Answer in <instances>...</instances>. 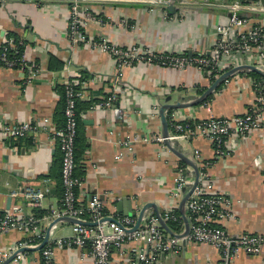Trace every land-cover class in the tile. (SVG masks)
<instances>
[{
  "label": "crops",
  "instance_id": "crops-1",
  "mask_svg": "<svg viewBox=\"0 0 264 264\" xmlns=\"http://www.w3.org/2000/svg\"><path fill=\"white\" fill-rule=\"evenodd\" d=\"M154 1L88 0L87 9L104 22L109 21L101 25L88 23L83 26L84 34L88 39L102 38L120 47L138 46L159 54L197 57L210 54L215 28L227 25V6L232 3L244 6L242 15L254 25L264 27V4L250 0H169L172 11L167 10L170 5L164 10L153 5ZM68 6L69 0H0V45L9 34L16 35L23 46L24 60L39 73L37 78L27 81L24 70L0 68V127L30 122L40 128L23 139L0 142V211L8 210L14 202L9 196L11 191L22 192L26 187L47 192L41 209H32L27 201L20 200L25 215L48 213L59 206L61 155L53 140L54 131L62 124L59 87L82 81L88 83L79 101L90 107L78 116V203L86 205L98 196L107 215L117 213L116 205L122 200L125 211L138 213L146 204H154L161 216L172 207L178 211L179 204L170 192L183 162L154 140L162 131L158 112L162 104L175 103L180 97H199L212 83L208 73L195 68L178 71L134 63L124 70L122 95L116 106L105 108L101 103L113 88L114 64L107 54L70 46L65 33ZM248 7L255 11L247 10ZM50 59L51 68L54 62L60 68L50 70ZM233 59L239 63L238 56ZM252 82L258 81L248 72L235 73L199 106L167 111V122L172 118L193 125L199 120L240 114L255 102ZM258 83L264 86V78ZM117 108L123 110V117L118 115ZM127 136L136 138L134 152L116 160L119 144ZM178 149L196 164L194 156L201 154L206 181L217 192L239 201L234 203L228 218L215 223L216 227L232 237L257 234L264 238V129L231 139L226 154L218 158L212 146L202 139L178 142ZM190 180H194L192 170ZM149 213L155 215L152 209L146 211ZM48 225L47 220L40 221L45 231ZM71 225L58 223L49 240L68 239ZM183 230L182 222L179 232L171 231L179 234ZM13 246L28 250L12 264H41L40 252L31 250L34 247L27 245L24 234L13 231L0 235V256L8 258ZM132 248L143 245L131 243L123 253L112 249L110 264H131ZM53 260L54 264H94L91 258H82L79 250L69 246L56 250ZM219 263L220 256L213 247L190 242H181L177 254L159 258V264ZM229 264H264V246L259 256L239 253Z\"/></svg>",
  "mask_w": 264,
  "mask_h": 264
},
{
  "label": "built area",
  "instance_id": "built-area-1",
  "mask_svg": "<svg viewBox=\"0 0 264 264\" xmlns=\"http://www.w3.org/2000/svg\"><path fill=\"white\" fill-rule=\"evenodd\" d=\"M87 2L88 0H69L65 33L72 48L84 46L107 54L112 59L115 75L112 79L113 88L111 87V91L101 103V106L105 108L116 106L122 95L121 80L124 70L134 63L153 64L178 71L195 68L208 73L209 78L213 77L211 82L228 70L241 65H252L264 71V27L254 25L244 17L242 10L245 7L239 3L227 6L229 12L227 25L215 28V39L210 54L189 57L184 53L159 54L138 46L120 47L102 38L99 40L88 39L84 34L83 26L90 22L101 25L108 23L109 20L104 22L95 17L87 9ZM153 5L161 6L165 10L170 5V1L155 0ZM247 10L255 11L253 7H248ZM8 49H14L11 41L0 45V68L24 70L27 81L38 77V69L33 64L26 62L23 55L16 59L7 58ZM234 56L239 57L238 64L234 61ZM87 83L85 81L67 82L63 85L64 122L62 128L53 133V140L61 155L60 180L63 193L59 206L50 209L42 218L25 215L20 200L27 201L32 209H41L47 190L26 187L22 192L11 191L9 196L14 202L11 203L8 210L0 211V235L13 231L22 233L27 237V245L35 248L40 245L45 236V229L40 226L42 220H47L50 224L55 219L69 217L82 222L96 223L93 227L75 223L71 225V236L68 239L55 241L48 239L39 251L41 264H54V252L65 246L76 248L81 252L82 258L89 257L94 264H110L112 249L123 253L124 250L127 251L129 244L135 242L141 243L143 248L129 249L131 264H159L162 254H177L179 252V246L183 239L193 244H205L213 247L220 256L219 264H228L239 253L249 256L261 254L264 238L260 235L241 234L232 237L226 231L216 227L215 223L228 218L234 203H239V201L217 192L213 185L206 181L205 166L201 162L203 160L201 154L194 156L195 161L198 162L199 177L197 185L184 204L189 232L183 238L167 234L160 227L156 216L151 213L146 214L136 228V217H127L118 213L107 215L104 202L98 196L92 197L86 205H80L76 190L81 186V181L74 175L76 168L74 141L78 127L76 106L83 96L84 86ZM252 87L255 102L248 106L244 112L234 116L199 120L193 125L181 124L171 118L168 122V139L176 142L202 139L212 146L215 158L223 156L226 154L228 142L231 139L241 138L251 132L264 129V86L252 82ZM116 111L119 116L123 117L121 108H117ZM39 129L37 125L30 122L4 125L0 127V142L23 139ZM154 140L163 144L161 136H157ZM135 142L136 138L129 136L121 141L115 159L120 160L125 155L131 156L134 152ZM190 175L191 169L188 166L180 165L178 167L174 186L170 192V196L176 204H179L182 199L184 188L193 183L190 180ZM45 183L48 184L49 180H45ZM175 208H170L162 216L166 224L181 219L173 214ZM106 217L114 219L115 222L104 220ZM16 251H18L16 246L9 248L11 255ZM7 256H0V261ZM22 258L23 256L19 253L14 262Z\"/></svg>",
  "mask_w": 264,
  "mask_h": 264
},
{
  "label": "water",
  "instance_id": "water-1",
  "mask_svg": "<svg viewBox=\"0 0 264 264\" xmlns=\"http://www.w3.org/2000/svg\"><path fill=\"white\" fill-rule=\"evenodd\" d=\"M250 1H254L256 3H260L261 5L264 4V0H250ZM167 10L172 11V6L170 5ZM190 57V56H189ZM238 72H253L256 73L258 75H260L261 77L264 78V71L257 69L256 67L252 66V65H241V66H237L235 68H232L231 70H228L227 72L223 73L222 75H220L218 78H216L211 85L199 96V97H190L188 98V100H186V98L180 97L179 100L175 103H165L162 104L159 108V117L161 119V124H162V131H161V138L163 139V144L164 146L171 152L173 153L181 162H183L186 166H188L191 170H192V174L194 177L193 183L188 186L187 188H184L183 190V197L179 202V206H178V211L181 215V219L183 222V226H184V230L181 234H174L171 229L168 227V225L163 221L162 216L160 214V212L158 211V209L156 208V206H154V204H146L145 206H143L138 213H136V211H132V210H122V206L124 205V200L120 201L117 203L116 205V212L119 214H122L123 216H127V217H136L137 219V223L135 228L140 224V221L142 220V218L145 216L146 211H148L149 209H152L155 213L156 218L158 219L159 225L160 227L170 236L176 237V238H183L185 237L188 232H189V225H188V220L185 214V207L184 204L186 202V200L188 199V197L190 196L191 192L193 191V189L195 188V186L198 183V177H199V171H198V166L196 163H194L193 161L189 160L188 158H186L181 151L178 149V142L176 141H171L168 139V122L166 119V115L165 113L167 111L170 110H182V109H191L194 107L199 106L200 104L204 103L214 92L215 90L221 85L223 84V82L225 80H227L229 77H231L232 75H234L235 73ZM104 220L110 221V222H115L114 219L106 217ZM58 223H68V224H81V225H85V226H90L93 227L96 225V223H89V222H82V221H78L76 219L73 218H69V217H62V218H58L53 220L47 227L46 231H45V236L43 241L40 243V245H38L37 247H35L34 249H31L33 251H40L44 245L46 244L47 240L49 239V235L51 230L53 229V227H55ZM134 228V229H135ZM132 229V230H134ZM185 243H187V241L185 239L182 240V245H184ZM28 250V248H23L20 249L16 252H14L12 255H10L8 258H6L1 264H12V262H14L15 257L19 254V253H23L24 251ZM164 254H162L161 256H163ZM229 264V263H228Z\"/></svg>",
  "mask_w": 264,
  "mask_h": 264
},
{
  "label": "trees",
  "instance_id": "trees-1",
  "mask_svg": "<svg viewBox=\"0 0 264 264\" xmlns=\"http://www.w3.org/2000/svg\"><path fill=\"white\" fill-rule=\"evenodd\" d=\"M9 40L14 45V49H8L7 58L16 59V58L21 57L23 55V46L21 44L20 38H18L14 34H9L8 35V40L5 43H3V44L8 43ZM49 62H50V64H49V69L50 70L59 69L60 68V66H58V65L56 66L55 62H54V67L51 68V64L53 63V60L50 59ZM248 75L251 76L253 79H255L258 82L263 79L260 75H258L256 73H253V72H248ZM209 79L211 81V80H213V77H210ZM59 91L61 93V98H62V101H63V108H62V112H61V114H62V124H61V127H60V128H62L63 122H64V119H63V109H64V90H63V87H59ZM89 107H90V105H86V104H83L80 101H78L77 102V106H76V108H77V111H76L77 119H78V116H79L80 112L88 110ZM60 128H58V129H60ZM79 141H80V136H79V130H78V127H77L76 137H75V141H74L76 167H77V159H78V154L77 153H78ZM181 165L185 166L183 163H181ZM75 171H76V168L74 170V175L77 177V174L75 173ZM59 183L61 185V180H60V160H59ZM62 193H63V188H62V185H61V197H62ZM46 214H47V212L37 211L35 213V217L36 218H41V217L45 216ZM173 214L176 217H180L179 212L177 210H175ZM181 224H182V220L181 219L178 220V221L167 222L168 227L174 232H179L180 231ZM40 262H41V260H40Z\"/></svg>",
  "mask_w": 264,
  "mask_h": 264
}]
</instances>
